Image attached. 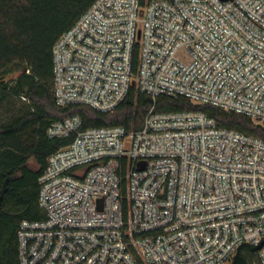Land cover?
Wrapping results in <instances>:
<instances>
[{
    "label": "built area",
    "instance_id": "1",
    "mask_svg": "<svg viewBox=\"0 0 264 264\" xmlns=\"http://www.w3.org/2000/svg\"><path fill=\"white\" fill-rule=\"evenodd\" d=\"M52 55L58 107L109 113L132 88L153 106L139 130L51 124L72 141L48 158L19 264H229L244 245L264 264V138L155 109L185 98L264 129V0H96Z\"/></svg>",
    "mask_w": 264,
    "mask_h": 264
},
{
    "label": "trees",
    "instance_id": "2",
    "mask_svg": "<svg viewBox=\"0 0 264 264\" xmlns=\"http://www.w3.org/2000/svg\"><path fill=\"white\" fill-rule=\"evenodd\" d=\"M95 2L0 0V108L20 103L17 116L0 123V264H19L17 232L21 222L45 218L39 206V179L49 156L72 141V138H48L46 132L51 124L79 115L84 129L123 126L129 131L139 130L153 106L151 98L136 88L109 113L87 106L56 105L53 47ZM138 54L136 50L135 67ZM155 109L164 113L200 110L215 118L222 128L264 138V129L248 117L227 113L213 105H193L185 98L160 97ZM31 129V138H25ZM31 159L35 160L37 170L29 167ZM123 190L125 193L126 181ZM125 206L127 209V201ZM229 264H259V252L244 245Z\"/></svg>",
    "mask_w": 264,
    "mask_h": 264
},
{
    "label": "rangeland",
    "instance_id": "3",
    "mask_svg": "<svg viewBox=\"0 0 264 264\" xmlns=\"http://www.w3.org/2000/svg\"><path fill=\"white\" fill-rule=\"evenodd\" d=\"M20 108V103L14 102L12 106H4L0 108V123H6L9 122L11 119H13L18 114V109ZM33 134V129L27 131L25 133V138H31ZM29 167L33 170H37L38 167L36 165V162L34 159L30 160Z\"/></svg>",
    "mask_w": 264,
    "mask_h": 264
},
{
    "label": "water",
    "instance_id": "4",
    "mask_svg": "<svg viewBox=\"0 0 264 264\" xmlns=\"http://www.w3.org/2000/svg\"><path fill=\"white\" fill-rule=\"evenodd\" d=\"M0 206H1V202H0ZM261 248V246L257 247L256 249L259 250Z\"/></svg>",
    "mask_w": 264,
    "mask_h": 264
}]
</instances>
